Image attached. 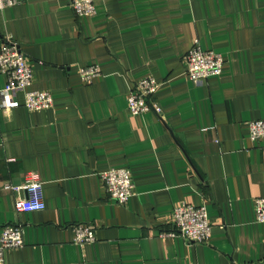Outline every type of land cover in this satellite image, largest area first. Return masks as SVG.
Here are the masks:
<instances>
[{
    "label": "crops",
    "instance_id": "obj_1",
    "mask_svg": "<svg viewBox=\"0 0 264 264\" xmlns=\"http://www.w3.org/2000/svg\"><path fill=\"white\" fill-rule=\"evenodd\" d=\"M78 17L70 0H22L0 10L6 37L32 60L30 89L50 91V110L30 111L25 95L0 96V236L21 225L25 246L6 264H264V142L249 122L264 118V0H97ZM199 38L222 53L224 73L200 82L185 58ZM97 64L91 84L80 68ZM152 76L155 111L133 116L127 97ZM7 78L0 71V91ZM130 168L127 205L110 198L100 174ZM28 172L43 182L46 208L18 212ZM12 183L15 190L4 188ZM203 185L205 188H203ZM204 204L213 233L189 244L164 232L175 205ZM96 240L74 241L75 224Z\"/></svg>",
    "mask_w": 264,
    "mask_h": 264
},
{
    "label": "built area",
    "instance_id": "obj_2",
    "mask_svg": "<svg viewBox=\"0 0 264 264\" xmlns=\"http://www.w3.org/2000/svg\"><path fill=\"white\" fill-rule=\"evenodd\" d=\"M22 0H0V10L20 4ZM97 0H70L74 13L82 18L97 13ZM185 65L188 77L200 82L224 73L225 58L222 53L214 50H204L199 38H195L192 47L187 52ZM0 71L6 76L7 82L0 96L3 108H12L18 103L16 96L23 92L25 107L30 111L50 110L54 106V96L50 91L30 89L34 82L32 60L22 51L20 44L11 37H6L0 45ZM81 79L91 84L100 77L102 71L97 64L80 68ZM160 83L152 76L144 77L130 89L127 97V108L131 115L139 116L155 111L161 114V108L155 103V95ZM249 136L253 141L264 142V118L249 122ZM107 195L119 205H127L136 191L135 180L130 168H110L100 174ZM17 186L6 183L4 188L15 190ZM28 197L15 201L18 212L41 211L46 208L43 194V182L38 172H28L22 185ZM256 221L264 223V197L255 199ZM169 224L171 230L164 232L170 237L181 236L189 244L209 243L213 228L209 211L204 204L195 206L188 202L175 205ZM74 241L84 245L96 240V227L93 224H75ZM25 246L24 229L21 225L9 224L4 226L0 236V264H6L10 251Z\"/></svg>",
    "mask_w": 264,
    "mask_h": 264
},
{
    "label": "trees",
    "instance_id": "obj_3",
    "mask_svg": "<svg viewBox=\"0 0 264 264\" xmlns=\"http://www.w3.org/2000/svg\"><path fill=\"white\" fill-rule=\"evenodd\" d=\"M203 188H205V186L203 185Z\"/></svg>",
    "mask_w": 264,
    "mask_h": 264
}]
</instances>
